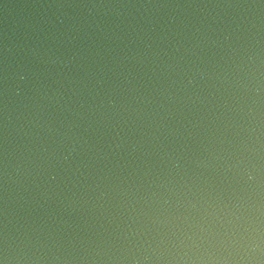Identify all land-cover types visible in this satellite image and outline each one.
Returning a JSON list of instances; mask_svg holds the SVG:
<instances>
[{
	"label": "water",
	"instance_id": "obj_1",
	"mask_svg": "<svg viewBox=\"0 0 264 264\" xmlns=\"http://www.w3.org/2000/svg\"><path fill=\"white\" fill-rule=\"evenodd\" d=\"M0 264H264V0H0Z\"/></svg>",
	"mask_w": 264,
	"mask_h": 264
}]
</instances>
